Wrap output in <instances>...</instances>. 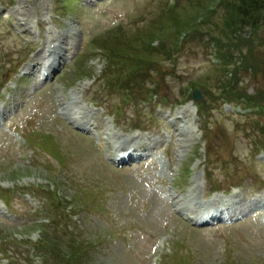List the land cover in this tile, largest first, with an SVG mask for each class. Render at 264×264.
<instances>
[{"label":"rangeland","instance_id":"1","mask_svg":"<svg viewBox=\"0 0 264 264\" xmlns=\"http://www.w3.org/2000/svg\"><path fill=\"white\" fill-rule=\"evenodd\" d=\"M216 1L219 0H179V10L175 13L167 11V2L170 0H105L93 10L82 8L74 0H7L6 10L0 11V83L7 76L11 82L6 86L19 88L22 73L19 70L14 74L16 63L24 56L26 58L28 48L35 43L40 44L42 38H50L51 42V37H65L69 51L56 74L57 81L55 75V83L44 98L35 95L38 87L49 81H38L34 77L35 81H30L27 88L21 86L15 92L13 99L16 101L8 103L7 110L1 106L7 115L5 120L23 130L28 140L20 135L18 138H9L0 131V188L9 190L12 196V200L7 197L10 206L0 198V235L29 243L41 238L43 232L40 227L44 226L43 222L49 221L45 219V215H49L50 210L46 207L44 210L48 201L43 198V206L33 216L29 208L34 211L37 202L24 193L33 190V185H51L53 188L58 182L60 194L67 200L81 197L80 203L83 206H80L78 215L74 216V220L62 223L66 227L70 224L71 227H67L70 231L78 229L84 242L95 248L82 253L80 257L84 264H264V226L257 217L252 216L246 223L239 222L228 227L193 230L173 215L163 197L164 189H170V181L165 179L164 188L160 183L162 181L158 179L164 167L168 166V161L160 153L169 148L176 164L173 166L177 167L178 173L174 174L176 178L172 181L171 192L179 195L181 202L193 193V186H196L194 194H197L199 201L206 198L204 187L208 191L211 186L205 178L204 164L212 162L213 178L221 184L220 194H224V189L230 190L228 195L235 194V191L239 194L237 211L240 210L243 214L253 206L256 207L259 200L264 203V156H255L253 151L256 149L254 139H263L264 143L263 110L262 115L261 112H255L229 118L224 116L225 109L234 111V107L227 105L223 108L219 100L206 138L201 130L197 109L191 104L176 109L168 105L172 109L160 108L155 113L144 108L143 112H137L134 106H125L127 110L121 126L120 123L115 125L113 117H107L106 121L101 119V114L96 115V123L103 128V132L106 131L107 123L113 128L111 132L115 143L125 136L134 137V140L139 137V143L148 141L152 148L159 147L156 151L151 150L155 151L152 163L116 169L103 162L92 142L82 137L77 128L58 112L61 108L58 101L52 100V95L48 96L52 90L56 99L57 95H62L60 100L67 94L73 97L69 105H66V101L62 102V108L66 109L65 115H71V120L77 119L80 113L89 108L96 109L88 102L95 100L101 103L95 77L105 71L108 59L104 55L93 59L87 57L79 65L74 57L85 50L88 40L93 41L101 36L97 38L99 42L108 44L111 37L102 35L118 24L122 32L117 33L119 41L116 44L123 49L130 46V54L134 58L126 60L117 69L122 70V76L133 84L143 83L149 87L154 84V80L161 81L160 92L170 96L172 102L183 100L187 89L192 86L203 91V100H207L208 93H214L213 97L218 96L222 91L219 87L223 75L217 69L220 61L213 57L216 41L212 40L221 36L225 14ZM68 2L73 6L74 15L79 12L77 16L81 18L71 15ZM55 9L65 13L66 18L61 21L64 23L61 27L64 26L63 30L51 20V12ZM4 13L13 17L14 24L18 19L20 23L24 22L21 24L22 29L24 25H29L34 33L25 34H29L31 38L21 41L16 31L13 32L14 29L3 22L1 14ZM196 15H199L197 21L194 20ZM41 22L45 24L44 31H40L38 27ZM184 24L188 31L184 46L172 58L149 53V42L152 39H160L165 47L173 50L179 35L178 29ZM254 31L246 27L238 32L247 40L246 43H253L256 47L250 61L253 67L242 72L239 84L235 83L232 87L236 88L235 92L244 95L249 104L250 100H264V72H258L259 65L264 66V44L256 42L252 33ZM259 32L262 33V29ZM196 33L201 36L196 38ZM262 35L263 33L259 36ZM30 39L32 43L28 45ZM49 41L44 40L43 43ZM43 48L44 46L38 54L44 53ZM64 50L65 47L60 48L58 54L63 55ZM35 54L33 59L36 58ZM50 58H37L30 63V69L37 62L48 63L54 56ZM142 62H150L151 66L146 64L151 68L149 74L152 80L137 75L138 66ZM78 65L81 66L80 70ZM41 69L39 67L33 70L39 72ZM108 70L109 67L103 77H109ZM112 72L113 70L111 75ZM157 72H161V76ZM106 94L108 100L103 104L107 107H111L113 102L122 101L121 94ZM14 102H17L16 107L12 105ZM243 105L245 106L244 103L241 106ZM187 108L188 116L184 117L187 111L183 112ZM100 111L102 113L103 108ZM177 116L182 117V120L175 119ZM136 118L149 131H130ZM175 126L185 134L180 135V131L176 133ZM30 137L34 138L37 147L32 145ZM158 150L161 151L158 153ZM56 152L62 155L63 161L55 157ZM211 167L209 166L210 169ZM187 168L191 169V179L185 183L183 176ZM177 180L178 183L180 180L183 182L177 185ZM231 186H239V190L232 189ZM173 204L179 208L188 204L191 206L187 202ZM31 218L34 220L31 221ZM29 225L31 228H28ZM74 249L77 253V248ZM26 254L25 250L14 253L19 264H31L29 260H24ZM7 263L0 253V264ZM43 263L36 257L34 264Z\"/></svg>","mask_w":264,"mask_h":264},{"label":"trees","instance_id":"2","mask_svg":"<svg viewBox=\"0 0 264 264\" xmlns=\"http://www.w3.org/2000/svg\"><path fill=\"white\" fill-rule=\"evenodd\" d=\"M219 2L221 6L225 5L224 7L227 11L226 18L229 24L227 27L231 29L227 31L229 34H226L229 44L241 53L244 52L245 66L252 68L253 64L250 61L252 59L251 56L254 54L253 49L256 46L253 43L250 44V42L249 44L246 43L247 41L241 36L237 37L236 33L246 27L256 30L264 26V0H219ZM185 27V24L180 26L181 29ZM258 72H264L263 65H259ZM237 83L239 84V80ZM231 92H235V89L233 91L230 90ZM235 93L238 94L237 92ZM204 107V104H201V108L204 109Z\"/></svg>","mask_w":264,"mask_h":264},{"label":"bare ground","instance_id":"3","mask_svg":"<svg viewBox=\"0 0 264 264\" xmlns=\"http://www.w3.org/2000/svg\"><path fill=\"white\" fill-rule=\"evenodd\" d=\"M60 48H62V49H64V46H61V45H59L57 48H54V52L53 53H51V57L52 56H54V57H60V56H62V55H60V54H58V52L60 51ZM44 49V48H43ZM45 50V49H44ZM39 53V52H38ZM42 54V53H41ZM35 55H37V53L35 54ZM37 64V65H36ZM31 66V65H30ZM43 68V67H46V70H48L49 72H51V71H54L57 67H58V65L55 63V62H53L52 60L51 61H48V63H41V62H37V63H35V65H34V68L36 69V68ZM33 68V69H34ZM64 103V102H63ZM188 107V106H187ZM64 109V108H63ZM185 109V108H184ZM64 110H66V109H64ZM183 111V110H182ZM187 111V113L184 115V117H187L188 116V108H187V110H185L183 113H185ZM65 114H66V111H65ZM179 118V121H181L182 120V117H180V116H177L175 119H178ZM174 119V120H175ZM177 122V121H176ZM174 125V124H173ZM172 125V126H173ZM174 129V128H173ZM175 131H176V133L178 132V131H180V135H184L185 134V132L183 131V130H181V129H179L178 127H176L175 126ZM178 134V135H179ZM172 198H173V203H177L176 202V197H174L173 195H172ZM187 203H190L191 204V206H192V203L191 202H187ZM222 203H221V201L220 200H212L211 201V206H208V205H206L205 204V206L204 207H199L198 209H196V211H198V210H204V209H209L210 207H221L222 205H221ZM174 205V204H173ZM191 206H189V204L188 205H186L185 207H178V206H175V210H177V211H179L181 214H185L186 212H188L190 209H191Z\"/></svg>","mask_w":264,"mask_h":264},{"label":"water","instance_id":"4","mask_svg":"<svg viewBox=\"0 0 264 264\" xmlns=\"http://www.w3.org/2000/svg\"><path fill=\"white\" fill-rule=\"evenodd\" d=\"M200 95H201V93L197 91V92L195 93V98H196V99H199V98H200Z\"/></svg>","mask_w":264,"mask_h":264}]
</instances>
